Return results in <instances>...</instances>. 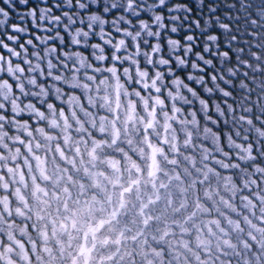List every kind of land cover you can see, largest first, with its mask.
I'll list each match as a JSON object with an SVG mask.
<instances>
[{"label":"rangeland","instance_id":"374dc122","mask_svg":"<svg viewBox=\"0 0 264 264\" xmlns=\"http://www.w3.org/2000/svg\"><path fill=\"white\" fill-rule=\"evenodd\" d=\"M3 7L11 13V9L6 4ZM11 14L15 15V13ZM85 71L91 72V69L86 68L81 72ZM93 75L97 81L94 86L91 85L89 78L79 75L78 79L84 80L86 90L80 85L62 88L63 94L59 98L51 89H48L44 97L32 95V89L25 84L26 94H19V114L7 104L4 108H0L4 117L14 118L12 123L3 124L0 120V124H3L9 133L14 132L19 137L10 142L11 147L18 149L15 156L0 155V159H3L5 163L8 161L13 164L7 167L9 172L7 177L0 176V183L2 188H6L9 182H15L19 184L16 190L21 189L19 194L11 192L15 198L12 202L8 197L0 198L2 207L0 248L7 245L11 249L7 260L0 258V264H55V256L59 258L57 264H88L89 255L83 258V254L88 250L83 247L81 252L80 242L73 232L81 231L89 225V215L95 205L90 194L91 191H95L92 189L94 187L90 186L91 183L106 181L109 184L105 188V200L99 199L100 201L96 203V207L104 209L113 208L111 205L114 201L113 193L118 199V196L121 197L122 189H131L132 186L135 188L133 202L129 206L133 208L132 210L139 208L140 213L133 211L131 221L134 224V230L129 232L133 235L125 237L124 245H129V249H135L136 252L148 245L146 227L149 222L161 220V225L165 228L172 223L185 227L180 223L182 217L179 214L188 210L192 214L196 212L195 220L206 216L204 204L194 203L193 199L188 198L185 187H203L207 190L213 187L218 188L221 183H224L225 188L227 187L226 179L218 178L221 174L219 171H215V174L211 172L206 174V165L212 169L217 164L224 166L212 158L220 159L217 151L201 155L183 143L186 138L184 126L181 124L183 117H180L179 112L175 117L171 115L172 103H179L181 107L182 102L167 97L163 88L157 92L151 86L144 87L136 82L135 76L129 80L122 74L118 77L111 76L104 70ZM104 76L108 77L106 83L101 79ZM5 79L11 80V77L0 76V80ZM121 80L125 85L123 90L120 86ZM7 89L15 96L17 94L15 81H12V88L9 89L7 86ZM132 89H136L138 94ZM72 94H75L77 101H74L69 108L68 100ZM156 96L161 97L163 104L156 102ZM49 102L52 104L51 110L47 107ZM29 103L33 106L32 111L28 110ZM165 112L169 114L167 121L164 117ZM149 120L152 122L149 123ZM16 123L27 125V130L24 127H14ZM80 124L83 127H80ZM166 124L169 127H166ZM177 127H181L180 132H177ZM39 128H43L44 132L40 133ZM187 138L192 139L190 136ZM5 140H7L6 137ZM195 140H199L209 148L213 147L207 139L195 137L193 142ZM94 144L95 147H93ZM0 147L6 153L4 146L0 145ZM102 148H115L116 151L122 150L125 154L126 152L134 153L127 164L129 167L133 166L135 171H129L125 177L121 175V171L112 176L101 174L98 167L102 162L100 160ZM40 149L42 151L39 156L37 153ZM63 151H65L64 154ZM61 154L64 157L63 161L57 163L54 159L55 157L58 159ZM48 155L51 158V167L50 170H45L43 164L46 163L45 159ZM220 156L223 160H228V157L223 154ZM232 157L238 158L236 152ZM16 161L21 163H15ZM225 164L227 167L226 162ZM179 166H181L180 170ZM233 166L235 165L231 167ZM25 170L27 176L24 175ZM77 172L80 177L86 179V184L80 183L78 191L69 186L65 187L72 184ZM209 177L214 181L208 180ZM26 181L31 190L30 197L37 198L40 193L46 195L50 192L54 198V204L47 201L42 203L43 199H40L38 207L27 206V204L24 206L26 194L23 183ZM184 182L186 186L181 184ZM61 186L64 187L60 192ZM228 200L231 203L234 202L233 197H229ZM218 202L220 203L216 207L218 209H213L214 216L219 209L235 212L234 208H229L222 200L218 199ZM19 204L21 208L18 207ZM163 204L165 206H162ZM146 205H148L147 208H145ZM28 210L34 214L32 222L28 218ZM128 212L131 213V211ZM240 212L237 210L234 213L240 218L239 221L247 223L255 219L249 211L246 213V210L242 209ZM245 213L249 217L247 221L244 219ZM8 214H11L16 221H9ZM150 215L153 216L152 219ZM77 218L81 224L76 225L79 228L75 230L73 226ZM144 219L149 221L145 222ZM156 224L155 231L158 233L157 229H163V227L157 221ZM208 225H210L208 222H201L202 231L210 234L211 231L208 228L212 225L209 227ZM33 236L38 239V242L32 240ZM198 242L195 244L198 245ZM100 246L99 251L106 254L100 264H105L109 254L108 246L105 244ZM122 252L124 253V250ZM137 253L143 254V252ZM50 254H52L51 258H49ZM137 259H140L141 264H155L151 257L137 256ZM121 262H125L124 257L121 258Z\"/></svg>","mask_w":264,"mask_h":264},{"label":"snow or ice","instance_id":"6c2138e0","mask_svg":"<svg viewBox=\"0 0 264 264\" xmlns=\"http://www.w3.org/2000/svg\"><path fill=\"white\" fill-rule=\"evenodd\" d=\"M0 8L7 12H0L6 29L0 32V76L11 77L4 80L9 89L15 81L17 104L25 84L32 95L45 96L53 82L57 89L75 87L65 76L79 78L86 61L89 73L100 65L109 73L115 69L117 77L127 70L126 78L135 76L144 87L183 92L187 103L193 102L187 95L193 96L213 125L227 124L228 112L236 113L249 125L243 137L248 159L264 153L257 140H264V129H252L264 124V0L258 6L252 0H127L126 6L108 0H2ZM94 13L103 16L102 24L88 20ZM261 169L255 174L264 175Z\"/></svg>","mask_w":264,"mask_h":264},{"label":"trees","instance_id":"16d2710c","mask_svg":"<svg viewBox=\"0 0 264 264\" xmlns=\"http://www.w3.org/2000/svg\"><path fill=\"white\" fill-rule=\"evenodd\" d=\"M252 2L256 6L261 4V0H252ZM0 3H2V0H0ZM181 108L185 112L187 111V105L182 104ZM198 117L199 119H204V117L199 116V114ZM180 128L181 127H177V132H180ZM92 136L94 137V135ZM220 143L223 147V150L229 153V156H227L228 160L224 159V161L220 156L223 153L217 151L220 159L227 163V167L224 163L223 167L217 164L215 167H213V169H215V171H219L221 174H224V178L226 179V181L227 177L230 175L237 185L241 183L239 168H237L236 166L228 167V165L231 164L232 161H238L240 167H247L249 169L252 168L254 163L264 165V157L260 156L259 152H257L255 161H240L239 158H233L232 156L233 154H235V151L225 143L222 133L220 136ZM242 143L247 142L242 141ZM260 145L264 147V140L260 141ZM187 150L189 149L187 148ZM41 151L42 149H40L38 153L36 151L33 152L37 153V155L40 156ZM64 152L65 151H63V154ZM0 153H4L1 147ZM133 154L134 153L132 152H126L125 154L122 150L121 152L116 151L115 148H102L100 154V160H102V162L98 167V171L101 174H105L106 176H112L116 172L121 171V175L123 174V176L125 177L126 174H129V171H135L133 166L129 167L127 164L129 162V158L134 156ZM63 158L64 157L61 154L58 159H56L55 157L54 160L58 163L60 161L62 162ZM104 159L105 161L103 162ZM45 161L46 163L43 164V167L45 168V170H50L51 158L49 157V155L46 157ZM15 163L21 162L16 161ZM12 165L13 164H11L10 162L7 161V163H5L3 159H0V176L7 177V174L9 173L7 167ZM178 169L180 170L181 166H179ZM24 175L27 176L26 170L24 172ZM180 176L183 177L182 174H180ZM255 176L257 179V185H259V174H255ZM208 180L212 182L214 181V179H211V177H209ZM85 182L86 179L80 177L79 173L77 172L75 180L72 182V184L70 183L65 187L69 186L72 189L78 191V187L80 186L79 184ZM180 182L181 181H179V183ZM181 184L186 186L185 182ZM18 185V183L9 182V185L6 188H2V185L0 183V198L4 197L6 199L8 197L10 199V202L14 201L15 198L11 192L19 194L21 189L16 190V188H18ZM23 185L25 187L23 189L26 194L24 206L27 204V206L38 207L40 206V199H43L41 201L42 203H45V201H47V203L54 204L55 201L54 198H52V196L50 195V192L46 195L40 193L39 197L32 198L30 197L31 190L29 189V184L27 183V181L23 183ZM108 185L109 184L106 183V181H103V183L98 182L97 184H90V186L94 187L92 189H95V191L90 192L91 198L94 200L93 202H95V205H93L91 213L89 215V225H87L85 229H82L81 231L77 230L73 232L76 239L78 238L80 242L81 252V248L83 247L88 250L87 253L83 254V258H87V256L85 255H89V259L87 260L88 264H100V261L104 259L106 254L102 253L103 251H99L101 247L100 245L102 244L108 246L109 254L108 258L106 257L107 263L105 264H141L140 259H137V256L151 257L155 264H223V262L225 261L227 262V264H244L243 257L245 253H247V255L251 257V250L257 249L255 240H253L252 237L248 236L247 232L252 230L250 225H255L257 228L264 227V221L261 220V217H264V213H259L258 211V200H256V206L251 210H249L245 206L244 197L248 195V190L241 188L240 191L234 192L229 196L234 198L233 203L235 204V212L237 210H239L240 212V210L244 209L246 210V213L247 211H249L252 215H254L255 219L253 221L244 223L242 221H239L240 218L235 216L234 211L230 212L224 211L225 209H219V212H216L215 216L213 215V209L220 205L216 194H214L215 192L212 191L213 188L206 190V188L203 187L191 188L190 186H187L185 187L187 197L193 199L194 203H203L206 208V216L199 217V219L195 220L197 216L195 215L196 212L192 214L188 210L185 213L183 212L179 214L182 217V222L180 223L184 224L185 227H179V225H176V223H172L169 227L165 228L163 227V225H161V220H156L161 225V227H163V229H157L158 233H156L155 231V228H157L156 221L149 222L148 227H146V231L148 234V245H146L145 247H141L143 249L137 251L143 252V254L137 253L135 249H129V245H124L125 237H127L128 235H133V233L129 232L134 230V224L131 219L134 215L133 211H135L136 209L132 210L133 208L129 205L133 202L132 198L135 193V188L132 186L131 189H122L121 197L118 196V199L113 193L114 201L111 202L113 208L104 209L101 207H96V203H98L102 199L105 200V188H107ZM63 187L64 186H61V188H59L60 192ZM227 187H230L229 183L227 184ZM217 189L219 190V187ZM47 190L48 189H46V191ZM42 195L44 196L42 197ZM98 195L99 197H97ZM253 199L256 198L253 197ZM20 206L21 205L19 204L18 207L21 208ZM162 206H165V204H163ZM147 207L148 205L145 206V208ZM1 209L2 207L0 205V210ZM128 211H131V213H129ZM136 212L140 213V209L138 208ZM27 215L29 220L32 222L34 220V214L32 213V211H29ZM8 216L9 221H16V219H14L11 214H8ZM150 216L152 219L153 216ZM78 219L79 218L76 219L77 222L73 226L75 230L79 228L76 225L81 224V221ZM144 221L148 222L149 219H144ZM201 222H208L210 225H212H208V227L210 226V228H208V230L211 231L210 234L202 231L203 229L201 228ZM215 229L216 232H214ZM48 230H50V228ZM116 235L117 237L115 238ZM253 236H256V232H253ZM256 238L258 239L259 237L257 236ZM32 240L38 242V239L35 236H33ZM242 241H246L248 246L251 245V247H242ZM197 242L199 243L198 245L195 244ZM116 245H118L119 247ZM216 245H219V250L216 249ZM233 245L236 246L235 251H233ZM123 250L124 253L122 252ZM214 252L215 255H213ZM51 256L52 254L49 255V258H51ZM55 257V264H57L59 258L58 256ZM123 257L125 259L124 263L121 262V258Z\"/></svg>","mask_w":264,"mask_h":264},{"label":"clouds","instance_id":"9594fccd","mask_svg":"<svg viewBox=\"0 0 264 264\" xmlns=\"http://www.w3.org/2000/svg\"><path fill=\"white\" fill-rule=\"evenodd\" d=\"M84 2L86 3L87 0H84ZM149 2H151V0H149ZM225 2L227 3L229 2V0H225ZM108 3H116L120 6H126L127 0H108ZM0 12H4V14L7 15V12L4 11V8H0ZM153 15H155V13H153ZM88 20L96 24H102L103 16H101L99 13H94L93 15H90L88 17ZM5 30L6 29L4 27L3 22H0V32H3ZM82 62L85 64L86 68L89 66L86 61H82ZM4 64L5 66L7 65L6 57L4 60ZM12 67L15 68L16 66L12 65ZM4 70L9 71L10 69L5 67ZM102 70H103V65H100L99 68L95 71V73H100ZM110 74L111 76H115V69H113ZM80 75L85 78H89L91 85L93 86L97 83L95 79L91 78L93 73H89L85 71V72H81ZM122 75L126 77L128 75L127 70H125L122 73ZM101 79L106 83L108 77L104 76V77H101ZM65 83L71 84V85H80L82 87H85L84 80L78 79L75 73L71 74L70 76H65ZM120 86H121V89L123 90L125 87L123 80L120 81ZM50 89L52 90L53 94L57 96V98H59V96L63 94L62 88L57 89L55 82H53ZM85 90H86V87H85ZM132 91L138 94V92H136V89H132ZM40 96L44 97L45 92L40 91ZM166 96L169 98H175L177 101L182 102L183 104L187 105L186 112L180 107L179 103H172L171 105L173 109L171 115L175 117L176 113L179 112L180 117H183V119H181V124L184 126L183 131L186 133V138L183 141L184 144L188 145L189 147H192L195 152L201 155L210 154L213 151H220L223 153L225 157H227L229 156V153L223 150V147L220 143V136L222 133L225 143L228 144L231 148H233L236 154L242 153L243 160L252 161L248 159L247 143H244L243 149L239 147V145L243 141V137L246 134L245 129H248L249 125L239 121L237 119L236 113L229 111L228 112V116H229L228 123L225 124L223 120H221V123L217 126V125L211 124V121H207L205 119H199L198 114L199 116L204 117L203 108L201 107L200 104L195 102V98L193 96L187 95V100L193 101L192 103H187L185 101L186 94L183 92L170 91V92H166ZM0 97H2V99H0V106H5L7 104L11 107L13 111H16V112L20 111L18 104L13 99V94L7 89V83L4 80H0ZM141 99H143V97H141ZM155 100L158 104H163V100L161 99L160 96H156ZM74 101H77V98L75 94H72L68 100L69 108H71V105ZM47 107L50 110L52 109L51 102L48 103ZM220 107H221L220 103L215 104V109L217 113L219 112ZM230 108H231V105H228V109ZM193 109L195 111H193ZM28 110L29 111L33 110V106L31 105V103H29L28 105ZM41 115H43V113H41ZM62 115L63 113L61 112V116ZM72 115L74 116L75 114L73 113ZM168 115L169 114L167 112L164 113L165 121H167ZM0 120L3 121V124H8V123H12L14 118L10 116L4 117V114L0 112ZM148 122L151 123L152 121L149 120ZM53 123H55V121H53ZM3 124H0V145H3L7 151L6 153H0V155L15 156L17 154L18 149L11 147L10 142L13 140L19 139V137L14 132L9 133L8 130L3 126ZM65 124H67V121H65ZM188 125H190V127ZM13 126L14 127H24L26 130L28 128L27 125H21L19 123H16ZM79 126L83 127L82 124H80ZM165 126L169 127V125L167 124ZM212 128H216L217 131L220 132V136L217 135V131H212L211 130ZM258 128L264 129V124L256 123L252 125L253 131H255ZM38 131L40 133L44 132L43 128H39ZM248 134H251V133H248ZM189 136L192 139L187 138ZM5 137L7 138V140H5ZM195 137H200L202 139L209 140L211 144L213 145V147L209 148L208 146L202 144L199 140H195V142H193ZM257 140H258V143H260L258 135H257ZM93 147H95V144L93 145ZM260 156L264 157V153H260ZM171 158L174 159L175 157H171ZM212 158L216 159L217 162L222 165L225 163L223 160H220L218 157H212ZM233 164L237 168H239L241 183L237 185L235 181L232 179V177L229 175L227 177V181L225 182L229 183L230 187L225 188L224 183H221L219 185V190L216 187H213L212 191L215 192L216 197L222 200L224 203H226L229 208H235V204L229 202L228 197L232 195L234 192L240 191L241 188L246 189L248 190V195H247L248 198L245 199V206L249 210H251L253 207L256 206V200H258L259 201L258 211L259 213H264V175H259V180H260L259 185H257V179L255 176L256 169L260 168L261 164L255 163V167L252 166V168L249 169L247 167H240V164L238 161H232V163L229 164L228 166L231 167ZM205 168L207 170L206 174L208 172L215 174V169H212L209 165H206ZM261 172L264 173V169H261ZM218 178L221 180H224V174H220ZM253 197H255L256 199H253ZM244 219L247 221L249 217L245 214ZM250 227L252 230L248 231L247 235L252 237L253 240H255V243L257 244V249L251 250V257H249L247 253H245L243 257L244 264H264V229L257 228L255 225H250ZM253 232H256V236H253ZM257 236L259 237L258 239L256 238ZM242 247H246V248L249 247L246 241H242ZM235 248L236 246L233 245V251H235ZM216 249L219 250V245H216ZM10 250H11L10 247L7 245H5L3 248H0V258L7 260L8 252ZM213 255H215V252L213 253ZM223 264H227V262L225 261L223 262Z\"/></svg>","mask_w":264,"mask_h":264}]
</instances>
